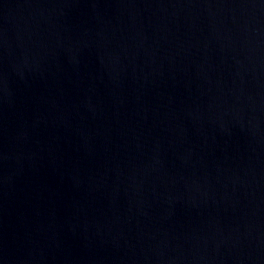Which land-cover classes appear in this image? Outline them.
Masks as SVG:
<instances>
[{
  "label": "water",
  "instance_id": "water-1",
  "mask_svg": "<svg viewBox=\"0 0 264 264\" xmlns=\"http://www.w3.org/2000/svg\"><path fill=\"white\" fill-rule=\"evenodd\" d=\"M0 264H264V0H0Z\"/></svg>",
  "mask_w": 264,
  "mask_h": 264
}]
</instances>
